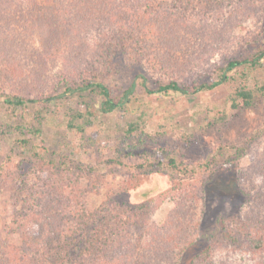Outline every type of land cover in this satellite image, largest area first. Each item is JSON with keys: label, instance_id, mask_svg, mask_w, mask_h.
<instances>
[{"label": "trees", "instance_id": "1", "mask_svg": "<svg viewBox=\"0 0 264 264\" xmlns=\"http://www.w3.org/2000/svg\"><path fill=\"white\" fill-rule=\"evenodd\" d=\"M218 3L221 0H173L171 5L158 0H0V57L3 59L0 67V82L3 85L0 104L5 103L7 110L17 115L18 110L28 108L30 104H44L52 98L67 97L68 93L73 95L89 91L102 94V110L112 112L130 100L129 94L134 92L136 82H130L122 97L116 98L114 90L105 81L98 80L94 72L98 71L96 64L100 58L105 60L108 57L109 60L102 66L109 68L108 63L114 58L115 50H122L131 58L136 56L143 68L147 63L158 75V87L154 89L146 85L147 78L142 76L150 94H170L173 91L192 94L231 83L230 107H250L259 91L248 85V79L251 71L264 66V46L260 45L247 57H231L216 66L217 79L211 80L207 76L211 55L218 47L215 39L228 33L234 20H243L245 13L249 14L245 6L224 20L219 17L210 20L207 17L209 11H222V8H216ZM188 4L202 9L197 10L199 19L196 24L185 21L179 10L186 9ZM21 22L24 28L31 22L36 23L31 42L21 35L12 34L13 27ZM28 33L30 30L21 34ZM54 39H64L72 44L67 55L82 52L79 62L89 55L93 57V63L90 69L67 68L51 86L52 92L48 97L31 95L35 93L33 87L18 82L19 73L30 62L35 64L40 55H53L55 50L52 48L57 46L52 45ZM37 42H40L39 46L35 45ZM16 56H20V62L16 64L21 65L17 71H12L15 63L10 60ZM238 71L240 75L237 78L232 73ZM12 72L15 75L10 83L8 76ZM20 114V118H25L23 112ZM84 116L82 111L75 112L68 121L69 126L84 132V124L76 122ZM45 118L43 108H36L32 126L23 122L15 129L24 136L29 131L31 137L39 138ZM86 121L90 123L89 119ZM145 125L141 116L137 121L129 122L123 145L116 148L120 156H114L108 162L114 169L120 168L115 172L139 168L141 173H150L159 168L163 156L167 157V163L178 180L171 186L181 191V200L163 224L159 225L152 217L157 208L155 204L122 207L116 199L108 198L104 205L92 209L85 202L88 190H92L88 188L90 184L83 189L79 179L76 184L36 181L41 173L46 172L51 161H48L44 151H40L41 148L47 150L45 147L32 146L35 167L28 174L18 175L22 186L14 188L10 220L3 223L7 229L3 227L0 230V264H187L183 256L186 249L194 244V234L199 232L197 205L204 196L207 184V180L197 178L196 174L200 168L211 172L216 163L213 160L186 163L168 150L157 154L158 163L150 155H146L141 163H128L126 159L134 154L133 146L137 138L143 142L147 140ZM137 131L139 136L134 134ZM263 137L264 127L241 145H231L235 153L228 159L230 165L234 166V160L250 152ZM29 140L22 137L18 142L25 147ZM125 146L128 150L124 149ZM94 172L91 168L88 173L91 175ZM240 173L249 183L241 186L244 196L246 189H255L260 180L258 200L262 199L264 209V153L258 155L246 169L239 170L238 176ZM239 181L241 184L242 179ZM261 214L259 205L250 203L247 212L228 217V221L223 219L222 225L206 241L208 252L203 257L200 253L190 257L194 260L198 256L204 264H244L234 262L229 256H220L219 244L224 236L231 244L248 248L261 257L264 253V212ZM260 215L263 218L256 220ZM13 234L20 238L18 245L10 242L9 236ZM188 264H192L190 259ZM257 264L264 262L260 260Z\"/></svg>", "mask_w": 264, "mask_h": 264}, {"label": "rangeland", "instance_id": "2", "mask_svg": "<svg viewBox=\"0 0 264 264\" xmlns=\"http://www.w3.org/2000/svg\"><path fill=\"white\" fill-rule=\"evenodd\" d=\"M158 1L169 5L173 3V0ZM217 5L216 8L220 7L222 11H209L207 17L210 20H216L218 17L224 20L229 14L245 6L249 14L245 13L243 20H234L228 33H223L215 39L218 47L211 55L210 64L207 66L210 70L207 76L211 80L218 78L215 68L219 64L225 63L231 57H247L260 45L264 46V0H221ZM179 10L185 21L195 24L199 19L197 10L202 11L195 4H188L186 9ZM35 25V22H31V25L24 28L22 22L17 23L11 31L12 34L21 35L27 42H31L30 37H34L31 34L36 29ZM24 30H30V33L22 35ZM52 42V45H57L56 48H52L55 50L53 55H40L35 64L30 62L22 73H19L18 82L33 87L35 93L31 95L48 97L52 92L51 86H54L55 81L60 79L67 68L90 69L93 63V57L89 55L84 61L79 62L82 52L67 55L73 46L66 40L54 39ZM35 45L39 46L40 42ZM104 59L100 58L96 64L99 66L96 68L98 71L94 73L98 80L105 81L114 90L116 98L122 97L130 82H136L134 92L129 94L130 100L112 112L102 110L101 104L104 100L102 94L89 91L52 98L45 101V105L41 102L30 104L28 108L18 110L17 115L9 112L5 103L1 102L0 230L5 228L3 223L10 220L14 188L19 189L22 186L18 175L28 174V171L35 167L32 146L45 147L47 150L41 148L40 151H44L48 155V161H51L46 172L41 173L36 181L76 184L79 179L83 189H87L86 186L90 184L88 188L94 190H88L85 202L92 209L104 205L108 198L116 199L122 207H132L141 203L155 204L157 208L152 217L159 225L163 224L181 200V191L171 186L178 180L175 178L174 170L167 163V157L162 155L163 160L159 168L150 173H141L139 168H132L129 171L121 168V172H115L120 168L114 169L108 162L114 156H120L121 153L116 148L123 145L128 123L137 121L141 116L146 123L147 140L143 142L136 137L134 154L126 159L128 163H141L146 155L153 156L154 162L158 163L157 154H161V150L172 152L186 163H197L200 160H213L216 163L215 167H211V172L200 168V172L196 174L197 178L207 180V184L203 190L204 196L197 205L199 232L194 234L192 240L195 239V242L186 249L183 256L187 264L189 259L192 264H204L198 259V253L203 257L208 252L206 241H209L212 232L222 225L223 219L228 221V217L247 212L250 203L253 205L257 203L262 214L264 212L262 199L258 200L260 180L257 185L255 183V189H249L247 186L250 191L246 189L247 194L244 196L241 186L249 183L244 180L241 173L238 176L239 170L246 169L258 155L264 153V137L258 145L252 146L250 152L238 160L235 159L234 166L228 161L231 154L235 153V149L230 148L231 145H241L246 138L252 137L264 127V66L251 71L248 79V85L259 91L254 103L250 107L232 109L228 100L232 91L231 83L192 94L175 91L170 94L162 92L150 94L146 91L142 76L147 78L146 85L154 89L158 87L156 84L158 75L147 63L143 68L136 56L131 58L128 54H123L122 50H115L114 58L108 63L109 68L102 66L109 60L108 57ZM2 62L3 59L0 57V64ZM10 62L15 63L12 71L13 69L17 71L21 65L16 64L20 62V56H16ZM232 74L238 78L240 72ZM14 75V72L9 74V82ZM193 75L196 78L195 72ZM2 87L0 82V89ZM36 108H43L46 113L42 136L31 137L29 131L24 136L15 129V126L24 122V125L31 127ZM77 111L85 114L84 118L76 120L78 125L84 124V132H79L77 127L68 124ZM22 112L25 118H20ZM86 119H89L90 123ZM134 134L139 136L140 132ZM22 137L30 138L25 147L18 142ZM124 149L128 150V147L125 146ZM91 168H94L95 172L89 175ZM35 183L32 185L35 186ZM261 215L256 220H261L263 218ZM4 236L7 237L6 234ZM9 239L15 245L20 242L17 234L9 236ZM219 246L220 256H229L234 262L244 264H257L260 260L264 262V253L261 257L255 255L248 248L231 244L225 236ZM197 254L193 260L191 257Z\"/></svg>", "mask_w": 264, "mask_h": 264}]
</instances>
